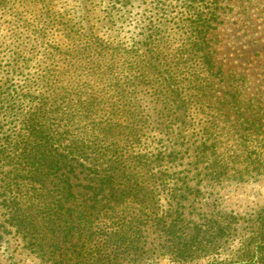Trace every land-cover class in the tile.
Instances as JSON below:
<instances>
[{
    "label": "trees",
    "instance_id": "16d2710c",
    "mask_svg": "<svg viewBox=\"0 0 264 264\" xmlns=\"http://www.w3.org/2000/svg\"><path fill=\"white\" fill-rule=\"evenodd\" d=\"M221 1L0 0L18 34L0 67V241L14 233L42 264L194 255L175 189L161 200L195 105L264 169V55L217 63ZM212 264H264V232Z\"/></svg>",
    "mask_w": 264,
    "mask_h": 264
},
{
    "label": "rangeland",
    "instance_id": "374dc122",
    "mask_svg": "<svg viewBox=\"0 0 264 264\" xmlns=\"http://www.w3.org/2000/svg\"><path fill=\"white\" fill-rule=\"evenodd\" d=\"M221 13L222 23L214 36L217 63L225 71H249L259 59L256 56L264 55V0H222ZM13 14L9 9L7 13L0 10V67L18 44V34L10 23ZM214 107L207 105L202 110L195 105V114L187 118L179 140L180 160L166 165L170 176L162 187L164 209L170 207L166 194L175 189L176 228L195 253L177 260L166 252L149 264L228 261L242 238L264 232V169L256 171L259 164H249L241 139ZM219 226L225 228L222 238L217 235ZM204 246L209 247L205 252L197 250ZM0 264L42 263L18 236L7 233L0 241Z\"/></svg>",
    "mask_w": 264,
    "mask_h": 264
}]
</instances>
